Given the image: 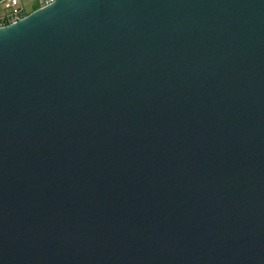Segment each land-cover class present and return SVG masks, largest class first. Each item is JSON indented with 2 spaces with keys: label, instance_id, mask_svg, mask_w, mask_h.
I'll return each mask as SVG.
<instances>
[{
  "label": "water",
  "instance_id": "obj_1",
  "mask_svg": "<svg viewBox=\"0 0 264 264\" xmlns=\"http://www.w3.org/2000/svg\"><path fill=\"white\" fill-rule=\"evenodd\" d=\"M0 264H264V0L0 28Z\"/></svg>",
  "mask_w": 264,
  "mask_h": 264
},
{
  "label": "built area",
  "instance_id": "obj_2",
  "mask_svg": "<svg viewBox=\"0 0 264 264\" xmlns=\"http://www.w3.org/2000/svg\"><path fill=\"white\" fill-rule=\"evenodd\" d=\"M37 9L53 4L56 0H35ZM0 7L6 11L3 19H0V28L12 25L24 19L28 13L22 6L21 0H0Z\"/></svg>",
  "mask_w": 264,
  "mask_h": 264
},
{
  "label": "crops",
  "instance_id": "obj_3",
  "mask_svg": "<svg viewBox=\"0 0 264 264\" xmlns=\"http://www.w3.org/2000/svg\"><path fill=\"white\" fill-rule=\"evenodd\" d=\"M34 2V0H33ZM22 6L24 7V9L27 11L28 14H30L31 12H33L32 10H34L33 6L31 5V0H21ZM35 11V10H34ZM6 15V11L3 9V7H0V19H3Z\"/></svg>",
  "mask_w": 264,
  "mask_h": 264
},
{
  "label": "rangeland",
  "instance_id": "obj_4",
  "mask_svg": "<svg viewBox=\"0 0 264 264\" xmlns=\"http://www.w3.org/2000/svg\"><path fill=\"white\" fill-rule=\"evenodd\" d=\"M31 5L34 7L33 8L34 10H37V4H36L35 0H34V2H33V0H31ZM34 10H32V11H34Z\"/></svg>",
  "mask_w": 264,
  "mask_h": 264
}]
</instances>
